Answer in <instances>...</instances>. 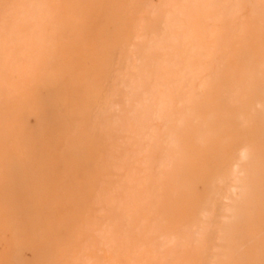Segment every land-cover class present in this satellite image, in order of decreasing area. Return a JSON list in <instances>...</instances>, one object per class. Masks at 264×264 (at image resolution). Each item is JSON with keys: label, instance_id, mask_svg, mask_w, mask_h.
Here are the masks:
<instances>
[{"label": "rangeland", "instance_id": "rangeland-1", "mask_svg": "<svg viewBox=\"0 0 264 264\" xmlns=\"http://www.w3.org/2000/svg\"><path fill=\"white\" fill-rule=\"evenodd\" d=\"M261 1V16L264 20V0ZM148 2L155 7L160 4V0ZM68 3L69 0H0V97L6 106L5 110L0 109V128L7 129L10 124L6 111L11 109L33 121L37 136L33 138L24 133L22 136L29 158L40 157V168L48 178L63 172L59 150L55 149L51 138L57 137L60 140L68 119L67 112L55 108L50 88L43 81L52 54L50 48H47L50 45H45L49 39L50 26L42 14L54 6L65 7ZM221 13L223 24L216 19ZM259 15L254 9L241 15L235 3L225 0L211 7L209 17L205 20L193 19L186 8L176 9L175 24H170L168 28L173 37L152 36L151 49L156 65L148 72V76L137 82L136 92L130 95L128 101L129 114L124 116L112 111L104 114L101 126L96 129L101 145L109 154L115 155L109 157L107 168L101 171V200L104 205L93 215H86L83 224H78L81 235L78 243L72 240L56 241L60 254L66 259L63 264H150L154 255L161 256L159 264H167L169 254H174L177 249L164 242L165 239L157 237L161 226L170 231L175 239L193 244L191 236L197 235L201 226L196 210L208 194L210 182L196 184L191 189L190 200L195 206L189 220H178V211H159L163 188L161 182L167 169L188 166L200 159V148L195 145L192 137L200 123L215 111L218 97H233L236 105L230 126L222 128L219 144L224 148L230 139L235 144L231 161L242 158L240 163L245 164L251 160L257 167V179L246 184L241 178L236 183V191L239 193L237 199L224 198L223 201L234 202L236 205L241 202L257 203L264 207V193L259 199L254 197L259 191V181L264 178V97L251 98L256 81L249 83L247 68L235 78L234 85H224L223 82V78L233 72L236 54L248 36L252 20ZM15 17H26L29 20L28 33L13 28ZM58 25L60 31H76L69 19L60 21ZM15 48H22L28 57L22 60L15 58ZM254 52V56L259 55L258 51ZM101 77L100 72L94 68L85 70L82 75L73 77L72 87L79 93L88 87L90 81H98ZM223 88L227 94L220 92ZM74 104L70 113L82 114L83 102L80 96H77ZM184 111L190 114L186 124L188 138L175 145L169 141L168 133L174 131L177 119ZM78 121L82 124L85 119L80 115ZM121 149L124 152L117 157ZM159 150L166 156L167 161L164 163H160V160L164 161L162 157H154ZM17 155L16 147L11 142L5 143L0 150V253L7 249L3 240L5 227L18 228L24 224L10 206L23 202L29 193L28 189L20 192L15 188L25 186L24 178L14 182L10 180L23 165L27 168L19 160L20 168H14L15 163L11 160H15ZM243 175L244 172L239 173V177ZM45 176L38 180L45 182ZM122 177L125 178L124 182L119 179ZM157 179L161 180L158 182ZM125 189L127 199L119 205H112L114 195ZM42 197L41 193L33 197L36 205H43L47 216L67 225L65 223L70 219L69 213L62 212L66 209L63 198ZM173 201H177L176 196L171 197ZM136 212L145 226L133 224L124 233L119 232V229L126 227L123 221ZM24 214L33 223L37 222V213L25 209ZM222 220L223 224L230 222L225 217ZM244 235L248 249V246L258 243L260 239L264 241L263 222L256 205L251 222L245 223ZM154 245L159 247L155 248ZM148 247L154 249L147 252L145 248ZM24 256L29 259L30 252L25 251ZM37 264H56V261L45 250L39 255ZM249 264H264V245L251 249Z\"/></svg>", "mask_w": 264, "mask_h": 264}, {"label": "bare ground", "instance_id": "bare-ground-1", "mask_svg": "<svg viewBox=\"0 0 264 264\" xmlns=\"http://www.w3.org/2000/svg\"><path fill=\"white\" fill-rule=\"evenodd\" d=\"M221 1L223 0H160L159 6L155 7L148 0H69L65 7L54 6L42 14L50 26L49 39L45 45H50L47 48H50L52 54L43 81L50 88L55 108L67 112L68 119L60 140L57 137L51 138L55 149L59 150L60 168L63 172L53 178H48L42 173L40 157L29 158L22 136L24 133L36 137L35 124L25 115L17 113L15 109L7 110L10 124L7 129L0 128V150L7 142L16 147L18 157L11 160L15 163L14 168L17 169L20 165L18 160L26 164L27 168L23 165L19 173L14 174L10 180L14 182L16 179L24 178L25 186L15 188L20 192L28 189L29 193L20 204L10 205L24 224L18 228L5 227L3 240L7 249L0 253V264H37L39 255L45 250L54 256L56 264L64 263L66 259L60 254L56 241L72 240L78 243L81 240L78 224H83L82 220L86 215L90 213L93 215L104 205L101 200L103 178L101 171L102 168H107L109 157L115 155L109 154L98 139L96 129L102 124V115L111 111L124 116L129 114L128 101L130 95L136 92L137 82L148 76V72L156 65L151 49V38L155 34L173 37L168 28L170 24H175L176 9L186 8L193 19L205 20L209 17V9ZM225 1L235 3L240 8L241 15H245L251 9L260 15L252 20L248 36L236 54L233 72L223 78L224 85H234L235 78L247 68L249 83L256 81L251 98L264 97V86L257 85L264 84L262 1ZM64 19H69L71 26L76 28L74 33L57 29L59 22ZM216 19L222 23L224 20L222 13ZM28 21L26 17H15L12 26L16 30L28 33ZM256 37L257 40L254 39ZM13 51L15 58L22 60L28 57L22 48H15ZM254 51H258L259 55L254 56ZM93 68L100 72L101 79L92 80L86 89L80 90L79 93L75 92L72 87L73 77ZM241 80L245 82L244 79ZM220 92L223 94L227 90L223 88ZM77 96H80L83 102V112L79 115L70 113L75 107ZM215 105V111L200 123L192 137L195 145L200 148V159L188 166L167 169L161 182L163 188L158 204L159 211L162 213L178 211V220H189L192 217L195 203L190 200L191 189L196 184L210 182L209 192L196 210V217L201 226L200 232L191 236L193 244L175 239L163 226L159 229L157 237L165 239L164 242L174 245L177 249L174 254H169L167 264H249L251 249L264 245V241L260 239L258 243L248 246V249L244 241L245 223L251 222L255 205L264 229V207L257 203L241 202L240 205H236L234 202L223 201L224 198L237 199L239 193L236 191V183L241 178L246 184L256 180L257 167L251 160L245 164L240 163L242 158L231 161L235 144L230 139L226 141L224 148L218 142L222 128L230 126L236 110L233 97L222 96L220 99L218 97ZM0 109H6L1 97ZM80 115L85 119L82 124L78 121ZM189 116L188 111L182 112L174 131L168 133L172 144L177 145L187 140L189 130L186 124L190 120ZM123 152L124 149H121L116 154L117 157ZM154 157L158 159L162 157L164 161L160 160V163L167 161L161 150L155 153ZM241 172H244L243 177H239ZM32 175L36 177H31ZM44 176L46 180L41 183L38 179ZM119 179L121 182L125 181L123 177ZM160 180L157 179L158 182ZM258 184L259 191L254 196L257 199L264 193V178ZM39 193L44 198L46 196L63 198L66 209L62 212L69 213L70 219L65 223L67 225L47 216L43 205H36L33 197ZM126 196V189L120 190L114 195L112 205L123 203L127 199ZM173 196L177 197V201H173L174 204L171 202ZM144 206L146 205H142ZM25 209L37 213L36 223L24 214ZM222 217L230 222L223 224ZM123 223L126 227L119 229L121 233L131 228L133 224L145 226L137 212ZM187 243L189 246H186ZM157 246L159 247L154 245L155 248ZM149 249L154 248L148 247L145 251L149 252ZM25 251L30 252L29 259L24 256ZM153 257L150 264H159L161 256Z\"/></svg>", "mask_w": 264, "mask_h": 264}]
</instances>
